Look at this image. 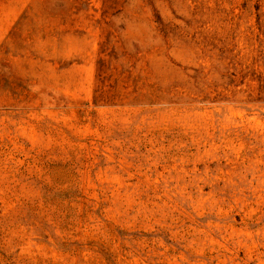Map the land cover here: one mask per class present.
Wrapping results in <instances>:
<instances>
[{"label":"rangeland","instance_id":"obj_1","mask_svg":"<svg viewBox=\"0 0 264 264\" xmlns=\"http://www.w3.org/2000/svg\"><path fill=\"white\" fill-rule=\"evenodd\" d=\"M0 264H264V0H0Z\"/></svg>","mask_w":264,"mask_h":264}]
</instances>
